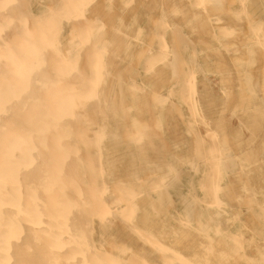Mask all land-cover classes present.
<instances>
[{"label":"bare ground","instance_id":"bare-ground-1","mask_svg":"<svg viewBox=\"0 0 264 264\" xmlns=\"http://www.w3.org/2000/svg\"><path fill=\"white\" fill-rule=\"evenodd\" d=\"M0 264H264V0H0Z\"/></svg>","mask_w":264,"mask_h":264}]
</instances>
